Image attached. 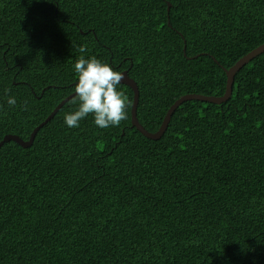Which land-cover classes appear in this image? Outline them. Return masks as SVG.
Listing matches in <instances>:
<instances>
[{
	"label": "trees",
	"instance_id": "1",
	"mask_svg": "<svg viewBox=\"0 0 264 264\" xmlns=\"http://www.w3.org/2000/svg\"><path fill=\"white\" fill-rule=\"evenodd\" d=\"M262 44L264 0H0V142L74 93L81 55L126 71L155 133L180 97L223 96L224 70ZM118 89L117 127L67 128L72 97L29 147H0V264H264V53L158 140Z\"/></svg>",
	"mask_w": 264,
	"mask_h": 264
},
{
	"label": "clouds",
	"instance_id": "2",
	"mask_svg": "<svg viewBox=\"0 0 264 264\" xmlns=\"http://www.w3.org/2000/svg\"><path fill=\"white\" fill-rule=\"evenodd\" d=\"M81 53L86 47H79ZM75 74L74 96L71 103L75 109L64 114V124L67 128H78L80 122L89 115L93 124L99 129L117 127L122 120L127 119V107L130 104L125 93L118 89L125 79L124 73L115 71L108 63L95 56L85 58L81 55L72 65ZM6 103L10 107L17 106L15 96L8 95ZM24 108H27L25 102Z\"/></svg>",
	"mask_w": 264,
	"mask_h": 264
},
{
	"label": "water",
	"instance_id": "3",
	"mask_svg": "<svg viewBox=\"0 0 264 264\" xmlns=\"http://www.w3.org/2000/svg\"><path fill=\"white\" fill-rule=\"evenodd\" d=\"M170 9V5L168 4V8L167 11H169ZM185 49V47H184ZM262 53H264V44L260 45L259 47L255 48L254 50H252L251 52H249L248 54H246L245 56H243L242 58H240L232 67H230L228 70H224L225 75H226V86H225V93L223 96L221 97H207V96H202V95H194V94H189V95H184L182 97H180L177 101H175V103L168 109L165 117L163 118L162 124L160 126V128L158 129L157 132L155 133H150L148 131H146L138 122L137 117H136V109H137V104H138V98H139V92H138V88L136 86V84L134 83V81L132 79H130L126 73V71L122 72L124 73V77L125 79H123L121 81V84H124L126 86H128L129 88H131V90L133 91V103L131 106V123L132 126L135 127L144 137L151 139V140H158L161 138V136L163 135L164 131L167 128V125L171 119L172 114L175 112V110L184 102L186 101H192V100H196V101H201V102H208V103H213V104H220V103H224L226 102L230 96H231V92H232V86H233V82H234V77L235 74L241 70L245 65H247L251 60H253L254 58L258 57L259 55H261ZM75 94L72 93L71 95H69L68 97H66L65 99H63L55 108L54 110L50 113V115L37 127L33 130V132L30 135L29 140L27 141H23L20 138H18L17 136H12V135H7L3 138V140L0 142V147L8 141H13L15 143H17L18 145H20L23 148L29 147L32 142L33 139L35 137L36 132L38 131V129L40 127H42L45 123H47L51 118L54 117V115L58 112V110L70 99L74 96Z\"/></svg>",
	"mask_w": 264,
	"mask_h": 264
}]
</instances>
